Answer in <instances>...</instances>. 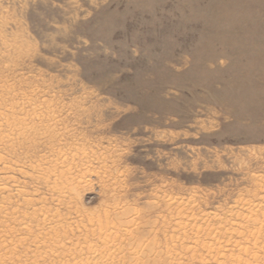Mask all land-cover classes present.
<instances>
[{
    "label": "rangeland",
    "instance_id": "374dc122",
    "mask_svg": "<svg viewBox=\"0 0 264 264\" xmlns=\"http://www.w3.org/2000/svg\"><path fill=\"white\" fill-rule=\"evenodd\" d=\"M0 115L1 264H264V0H0Z\"/></svg>",
    "mask_w": 264,
    "mask_h": 264
},
{
    "label": "bare ground",
    "instance_id": "6f19581e",
    "mask_svg": "<svg viewBox=\"0 0 264 264\" xmlns=\"http://www.w3.org/2000/svg\"><path fill=\"white\" fill-rule=\"evenodd\" d=\"M11 107H12V106H11ZM3 115H5V114H3ZM0 117L2 118L3 116L0 115ZM5 117H6V115H5ZM2 120H3V119H1V121H2ZM4 121H7V119L4 120ZM4 121H3V122H4ZM5 123H6V122H5ZM2 124H3V123H2ZM4 138H5V137H4ZM0 140H1V139H0ZM0 142L2 143L3 141L1 140ZM60 156H61V155H60ZM61 157H62V156H61ZM0 158H1V157H0ZM58 158H59V157H58ZM62 158H64V157H62ZM57 160H60V159H57ZM57 160H56V162H57ZM1 161H2V160H1ZM1 161H0V163H2ZM64 161H65V159H64ZM5 162H6V161H5ZM7 163H8V162H7ZM2 164H5V163H2ZM2 164H1V166H2ZM13 165H14V164H13ZM5 166H6V164L3 165V167L6 168V170H5V169H4V170H5V171H7V170L9 171V168L7 169V167H9V165H8L7 167H5ZM61 167H62V166H61ZM0 168H1V172H2V167H0ZM32 168H33V167H32ZM12 169H13V167H12ZM5 171H4V172H5ZM19 171H20V170H19ZM9 172H10V171H9ZM12 172H13V170H12ZM5 173H6V172H5ZM23 173H24V172H23ZM45 173H47V172H45ZM2 174H4V173H2ZM8 178H9V177H7L6 179H8ZM1 179H2V178H1ZM9 179H11V178H9ZM3 180H4V179H3ZM8 181H9V180H8ZM0 184H1V183H0ZM261 187L264 188V185L261 186ZM3 188H4V187H3ZM263 190H264V189H263ZM263 190H262V191H263ZM3 191H4V190H3ZM1 193H2V192H1ZM1 196H2V195H1ZM64 196H66V195H64ZM64 196H63V197H64ZM1 198H2V197H1ZM59 199H60V198H59ZM241 199H242V198H241ZM60 200H61V199H60ZM60 200H58V202H59ZM63 200H64V199H63ZM239 200H240V198H239ZM239 200H238V201H239ZM263 200H264V199H263ZM26 201H27V200H26ZM26 201H25V202H26ZM240 201H241V200H240ZM31 202H32V201H31ZM31 202H30V203H31ZM249 202H250V201H249ZM249 202H247V203H249ZM190 203L192 204V202H190ZM235 204H236V203H235ZM241 204H242V203H241ZM26 205H27V204H26ZM170 205H172V204L170 203ZM182 205H183V204H182ZM182 205H180V206H182ZM187 205H188V204H187ZM187 205H184L183 207L185 208V206H187ZM252 205H253V204H252ZM254 205H255V204H254ZM27 206H28V205H27ZM30 206H31V207L34 206L33 202H32V205H30ZM35 206H36V205H35ZM237 206H238V205H237ZM243 206L245 207V206H247V204L244 203ZM187 207H188V206H187ZM240 207H241V206H240ZM240 207H239V208H240ZM254 207H255V206H254ZM254 207H253V208H254ZM34 208H35V207H33V209H34ZM236 208H237V207H236ZM239 208H238V209H239ZM245 208H246V207H245ZM255 208H256V207H255ZM0 209H1V208H0ZM39 209H40V208H39ZM43 209H44V208H43ZM230 209H231V208H230ZM234 209H235V208H234ZM240 209H241L240 211L243 210V208H240ZM256 209L258 210L259 207L256 208ZM256 209H254V210H256ZM260 209H261V208H260ZM260 209H259V210H260ZM2 210H3V209H2ZM2 210H0V211H2ZM40 210H42V209H40ZM181 210H183V208H182ZM259 210H258V211H259ZM16 211H17V210H16ZM31 211H32V210H31ZM33 211H34V210H33ZM36 211H37V208H36L35 212H36ZM44 211H45V209H44ZM236 211H237V210H236ZM240 211H239V212H240ZM244 211H245V210H244ZM244 211H243V212H244ZM247 211L250 212V209H248ZM40 212H41V211H39L38 214H41ZM42 212H43V211H42ZM45 212H46V211H45ZM47 212H48V211H47ZM47 212H46V213H47ZM183 212H184V210H183ZM228 212H229V211H228ZM230 212H232V214H233V211H232V210H231ZM243 212H242V213H243ZM33 213H34V212H33ZM49 213H50V212H49ZM236 213H237V212H236ZM254 213H255V212H254ZM254 213L251 212L250 214H253V215H254ZM257 213H258V212H257ZM15 214H16V213H15ZM28 214H29V213H27L26 216H28ZM38 214H37V215H38ZM44 214H45V213H44ZM44 214H43V215H44ZM56 214H57V213H56ZM105 214H106V213L103 214V215H104L103 217L106 219L105 216H107L108 213H107L106 215H105ZM232 214H231V215H232ZM237 214H238V213H237ZM237 214H236V215H237ZM239 214H240V213H239ZM244 214H245V213H244ZM250 214H249V215H250ZM22 215H23V214H22ZM30 215L32 216V212H31ZM34 215L37 216L36 214H34ZM34 215H33V216H34ZM53 215H54V214H53ZM108 215H109V214H108ZM178 215H179V212H178ZM229 215H230V214H228L227 217H228ZM231 215H230V217H231ZM19 216H21V213H20ZM26 216H25V217H26ZM33 216H32V217L29 216V217H30V218H34ZM180 216H181V214L179 215V217H180ZM202 216H203V215H202ZM212 216H213V214H212L211 216H209V218H210V217L212 218ZM237 216H238V215H237ZM241 216H242V219H243V215H241ZM255 216H256V215H255ZM255 216H253V217L255 218ZM41 217H42V216H41ZM95 217H96V216H95ZM103 217H102V219L105 220ZM136 217H137V216H136ZM193 217H194V216H193ZM193 217H192V218H193ZM213 217H215V216H213ZM256 217H257V216H256ZM260 217H261V216H260ZM19 218H20V217H19ZM27 218H28V217H27ZM30 218H29V219H30ZM51 218H52V216H51ZM51 218H50V219H51ZM91 218H94V216L91 217ZM133 218H134V217H133ZM189 218H190V217H189ZM204 218H205V217H204ZM206 218H208V217H206ZM206 218H205L204 220H207ZM209 218H208V219H209ZM217 218H218V217H217ZM237 218L240 220L241 217H240V218L237 217ZM41 219H42V218H41ZM43 219H44V217H43ZM46 219H47V217H46ZM46 219H45V223H46L47 225L50 224V223H52V221L49 222V220H48L49 223H47V222H46ZM48 219H49V217H48ZM52 219H53V218H52ZM126 219H127V218H126ZM131 219H132V218H131ZM180 219H181V218H180ZM194 219H195V217H194ZM212 219H214V218H212ZM215 219H216V218H215ZM224 219H225V218H224ZM232 219L234 220L235 218L233 217ZM244 219H245V218H244ZM25 220H26V219H25ZM36 220H37V219H36ZM38 220H39V217H38ZM53 220H54V219H53ZM95 220H96V219H95ZM99 220H100V219H99ZM107 220H108V219H107ZM136 220H137V218H136ZM181 220H182V219H181ZM189 220H190V219H189ZM189 220H188V221H189ZM198 220H199V219H198ZM198 220H197V221H198ZM201 220H202V218H201ZM210 220H211V219H209V221H210ZM216 220H217V219H216ZM220 220H221V219H220ZM227 220H228V218H227ZM245 220H246V219H245ZM245 220H244V221H245ZM247 220H248V219H247ZM256 220H257V219H256ZM258 220H260V219H258ZM29 221H30V220H29ZM29 221L27 222V220H26V222H27V223H26V226H27V227H28L27 224L30 223ZM33 221H34V222H37V221H35V220H33ZM41 221H44V220H41ZM87 221H88V220H87ZM93 221H94V220H93ZM108 221H109V220H108ZM178 221H179V219H178ZM182 221H183V220H182ZM194 221H195V220H194ZM207 221H208V220H207ZM217 221H219V220H217ZM225 221H226V220H225ZM228 221H229V220H228ZM237 221H238V220H237ZM250 221H251V220H250ZM21 222H24V223H25L24 220L21 221ZM39 222H40V220H39L37 223H39ZM82 222H83V221H82ZM129 222H130V221H129ZM175 222H177V221L175 220ZM203 222H204V221H201V223H203ZM226 222H227V221H226ZM240 222H241V221H239V222H237V223H240ZM261 222H262V221H261ZM261 222H260V225H262ZM24 223H23V224H24ZM37 223H36V224H37ZM42 223H43V222H42ZM42 223H41V224H42ZM95 223H96V222H95ZM102 223H103V222H102ZM104 223H106V222L104 221ZM104 223H103V224H104ZM109 223H110V222H109ZM109 223H108V225H110ZM117 223H118L117 225H118V228H119L121 225H119V221H118ZM133 223L136 224V225H135V228H136V227H137V223H136V222H133ZM196 223H197V222H196ZM219 223H220V221H219ZM224 223H225V222H224ZM224 223H222V224H224ZM229 223H231V222H229ZM229 223H227L228 226H231V225H229ZM233 223H234V222H233ZM235 223H236V222H235ZM237 223H236V226H237ZM242 223H243V222H242ZM247 223H249V222H247ZM252 223H253V222H252ZM262 223H263V222H262ZM23 224H22L21 227H23ZM30 224H31V223H30ZM52 224H53V223H52ZM52 224H51V225H52ZM113 224H114V223H113ZM122 224H124V222H122ZM186 224H187V223H186ZM227 224H226V226H227ZM244 224H245V222H244ZM249 224H250V223H249ZM249 224H248V225H249ZM37 225H38V224H37ZM37 225H36V227H37V229H38V227H40V226H37ZM59 225H60V224H59ZM80 225H81V224H80ZM80 225H78V226H80ZM90 225H92V222H91ZM90 225H89V226H90ZM96 225H97V223H96ZM96 225L94 224L93 226H96ZM104 225H105V224H104ZM117 225H116V226H117ZM125 225H126V224H125ZM125 225L123 226L124 228L126 227ZM198 225H200V224H198ZM209 225H210V224H209ZM220 225H221V223H220ZM240 225H241V224H240ZM242 225H243V224H242ZM253 225H254V224H253ZM253 225H250V227L252 226V228H253ZM45 226H46V225H45ZM114 226H115V224H114ZM116 226H115V228H116ZM127 226H128V225H127ZM182 226H183V227H182ZM186 226H187V225H186ZM186 226L183 225L182 223H177V227H176V228H177V230L179 229V230H182V231H183L184 229H186ZM201 226H202V225H201ZM207 226H208V225H207ZM218 226H219V225H218ZM223 226H225V224H224ZM226 226H225V227H226ZM233 226H235V225H232V227H233ZM246 226H247V225H246ZM246 226H245V227H246ZM256 226H257V225H256ZM27 227H26V229H27ZM42 227H43V225L41 226V228H42ZM47 227H49V226H47ZM83 227H84V226H83ZM97 227H98V225L96 226V228H97ZM101 227H103V226H100L99 228H101ZM104 227H105V226H104ZM106 227H107V226H106ZM202 227H203V226H202ZM209 227H210V226H209ZM211 227L214 228V225L211 226ZM211 227H210V228H211ZM225 227H224V229H226L225 232L229 235V237H232V236H234V235L237 234V233H235V231H236L235 228H236V227H235V228L233 227L234 229H231L230 227H229V229H227V228H225ZM238 227H239V226H238ZM241 227H242V226H241ZM245 227H244V228H245ZM262 227L264 228V226H262ZM262 227H261V228H262ZM28 228H29L28 231L30 232V228H32V227H28ZM49 228H50V227H49ZM56 228H58V225L56 226ZM56 228H55V230H56ZM80 228H81V227H80ZM87 228H88V227H87ZM93 228H94V227H93ZM118 228H116V229H118ZM126 228H127V227H126ZM190 228H191V229H189V230H191V231L193 232L192 234H194L195 237L199 236V234H200V232H201V227H200V228H199L198 226L195 227V225H194V226H191ZM203 228H204V227H203ZM206 228H207V227H206ZM206 228H204V229H206ZM213 228H212V229H213ZM217 228H219V227H217ZM258 228H259V227H258ZM261 228H260V229H261ZM23 229H24V228H23ZM37 229H36V230H37ZM45 229H46V228H45ZM47 229H48V228H47ZM60 229H61V228H60ZM60 229L58 228V231H59ZM89 229H92V227L89 228ZM94 229H95V228H94ZM236 229H237V228H236ZM240 229H241V228H240ZM246 229H247V228H246ZM249 229H250V228H249ZM21 230H22V228H21ZM38 230H40V229H38ZM38 230H37V231H38ZM41 230H43V229H41ZM79 230H80V229H79ZM81 230H82V228H81ZM86 230H87V229H86ZM100 230H101V233H102V232H103V231H102V228L99 229V231H100ZM177 230H175V231H177ZM179 230H178V231H179ZM209 230H210V229H209ZM214 230H215V229H214ZM214 230H213V231H214ZM216 230H217V229H216ZM220 230H222V228H221ZM220 230H219V233H218V232H211V235H212V234H213V236L215 235V236L212 238V242H211L212 245H210L211 247H207V246H205V248H206V252L209 253V255L206 253V254L209 256V261H210L211 263H214V264H225V262H224V258H225V257H224V256H222V259H221V260H220L219 258H216V257H215L216 259H214V258L212 259L211 257H213L214 255L211 256V254H210V253H213V247L216 246V245L218 244V240H219L218 238H219V236H220V234H221V233H220ZM238 230H239V229H238ZM247 230H248V229H247ZM250 230H251V229H250ZM253 230H254V229H253ZM261 230H262V229H261ZM261 230H260V232H261V234H262V231H261ZM56 231H57V230H56ZM56 231H55V233H56ZM93 231H94V230H92V235L95 233V232L93 233ZM104 231H105V228H104ZM115 231H116V230H115ZM117 231H118L117 233H119V232L122 233V230L119 231V229H118ZM128 231H129V228H128ZM132 231L134 232V228H133V227H132ZM187 231H188V230H187ZM223 231H224V230H223ZM239 231H240V230H239ZM239 231H236V232L239 233ZM254 231H255V230H254ZM254 231H253V234H254ZM258 231H259V230H258ZM38 232H39V231H38ZM38 232H37V233H38ZM41 232H42V231H41ZM46 232H47V231H46ZM46 232H44V235L46 234ZM61 232H63V231L61 230ZM65 232H66V231H65ZM78 232H79V231H78ZM123 232H125V229L123 230ZM133 232H132V233H133ZM179 232H180V231H179ZM242 232H243V230L241 231V234L244 233V232H243V233H242ZM263 232H264V231H263ZM9 233H11V232H9ZM21 233H24V231H23V232L21 231ZM58 233H59V232H58ZM103 233H106V235L102 238L103 241L101 240L102 244L104 245V248H102L103 250H100V251H102V252L98 253V250H97L98 248L96 249L97 252H96V250H93L92 248H90V249H89V250L91 251V252L89 253V256H90L89 259H90V260L87 259L88 261H84L85 263H83V261L81 260V259H82V257H81L80 260H81L82 263H80V262H79V259L75 258V259L78 260V262H79L80 264H115L116 262H118L117 260L114 261V260L116 259L114 256H115V253H117V254L120 253V249L117 248V247L115 248V246H113V245H115V244H113L112 246H108V245H110V240H113V239L110 237L111 233H110V235H109V233L107 234V230H106L105 232H103ZM181 233H182V232H181ZM188 233H189V232H188ZM202 233H203V232H202ZM202 233H201V235H203ZM206 233H207V232H206ZM233 233H235V234H233ZM256 233H257V232H256ZM6 234H8V231H7ZM47 234H48V232H47ZM65 234H66V233H65ZM71 234H72V233H71ZM97 234H98V233H97ZM134 234H135V233H134ZM134 234H133V235H134ZM179 234H180V233H179ZM183 234H186V233L183 232ZM223 234H224V233H223ZM239 234H240V233H239ZM239 234H238V235H239ZM48 235L50 236V234H48ZM52 235H53V234H52ZM56 235H57V233L55 234V236H56ZM60 235H62V234L60 233ZM83 235H84V234H83ZM117 235H118V234H117ZM230 235H231V236H230ZM238 235H237V236H238ZM243 235H244V234H243ZM46 236H47V235H46ZM55 236H54V239H56ZM88 236H89V235H88ZM88 236H87V237H88ZM119 236H120V234H119ZM122 236H125V233H124V235H122ZM126 236H127V235H126ZM128 236H129V235H128ZM177 236H178V235H177ZM182 236H183V235H182ZM246 236H247V234H246ZM246 236H245V237H246ZM253 236L255 237V235H253ZM256 236H257V234H256ZM35 237H36V236H35ZM35 237H34V239H35ZM38 237H40V236H38ZM83 237H84V236H83ZM87 237L85 236L84 238L87 239ZM89 237H90V236H89ZM92 237H96V234H95L94 236H92ZM116 237H117V236H116ZM129 237H130V236H129ZM134 237H135V236H134ZM184 237H185V236H184ZM186 237H187V236H186ZM193 237H194V236H193ZM199 237H200V236H199ZM199 237H198V238H199ZM201 237H202V236H201ZM225 237H226V236H225ZM242 237H243V236H242ZM245 237H243V238H245ZM57 238H59V237L57 236ZM62 238H63V237H62ZM65 238H68V237H65ZM65 238H64V239H65ZM99 238H100V237H99ZM110 238H111V239H110ZM113 238H114V237H113ZM190 238H191V237H189V240H190ZM198 238H197V239H198ZM232 238H233V237H232ZM237 238H238V237H237ZM237 238H236V239H237ZM256 238H257V237H256ZM261 238H262V237H261ZM19 239H21V238H19ZM37 239L39 240V238H37ZM123 239H124V238H123ZM125 239H127V238H125ZM131 239H133V238L131 237ZM134 239H135V238H134ZM176 239H177V238H176ZM182 239H183V238H182ZM186 239H187V238H186ZM195 239H196V238H195ZM225 239H226V238H225ZM228 239H229V238H228ZM234 239H235V237H234ZM251 239H252V238H251ZM251 239H250V241H251ZM4 240H5V239H4ZM21 240H23V239H21ZM35 240H36V239H35ZM40 240H41V238H40ZM83 240H84V239H83ZM89 240H90V239H89ZM93 240H94V239H93ZM98 240H100V239H98ZM121 240H122V239H121ZM135 240H136V239H135ZM178 240H180V238H179ZM187 240H188V239H187ZM187 240H186V241H187ZM229 240H230V239H229ZM255 240H256L257 242L259 241L260 243L263 242V241H260V240H257V239H255ZM262 240H263V239H262ZM27 241H28V240H27ZM87 241H88V240H87ZM87 241H83V242H87ZM90 241L92 242V240H90ZM196 241H198V240H196ZM200 241H201V238H200ZM224 241H225V240H224ZM230 241H233V239L230 240ZM234 241H236V240H234ZM17 242H20V241L17 240ZM23 242H25V241H23ZM23 242H20V243H19V246H20ZM35 242H39V241H35ZM83 242H80V243H83ZM94 242H95V240H94ZM129 242H130V241H129ZM209 242H210V241H209ZM209 242H208V243H209ZM226 242L228 243V240H227V239H226ZM246 242H247V241H246ZM246 242H244V243H246ZM259 242H258V244H260ZM12 243H13V242H12ZM40 243H41V242H40ZM40 243H39V244H40ZM88 243H89V242H88ZM134 243H135V242H134ZM138 243H139V242H138ZM183 243H184V242H183ZM189 243H190V242H189ZM219 243H220V241H219ZM229 243H230V242H229ZM234 243H236V242H234ZM247 243H248V242H247ZM247 243H246V244H247ZM25 244L28 245V243H25ZM36 244H37V243H36ZM83 244H84V243H83ZM83 244H79V245H82V246H83ZM132 244H133V243H132ZM136 244H137V243H136ZM145 244H146V242H145ZM147 244H148V243H147ZM147 244H146V246H147ZM190 244H191V243H190ZM192 244H193V242H192ZM197 244H198V243H197ZM237 244H238V242H237ZM242 244H243V243H242ZM249 244H250V243H249ZM255 244H257V243H255ZM255 244L253 243L254 246H255ZM17 245H18V243H17ZM100 245H101V244H100ZM118 245H119V244H118ZM118 245H116V246H118ZM187 245H188V244H187ZM194 245H195V244H194ZM218 245H219V244H218ZM221 245H224V244H221ZM251 245H252V244H251ZM22 246H23V245H22ZM76 246H77V244H76ZM82 246H80V247H82ZM86 246H87V245H86ZM119 246H120V245H119ZM151 246H153V245H151ZM151 246H149V247H151ZM190 246H191V245H190ZM199 246H200V245H199ZM259 246L261 247V245H259ZM259 246H258V248H259ZM17 247H18V246H17ZM78 247H79V246H78ZM87 247H88V246H87ZM95 247H96V244H95L94 248H95ZM101 247H103V246L101 245ZM147 247H148V246H147ZM149 247H148V248H149ZM191 247H192V246H191ZM222 247H223V246H222ZM226 247H227V246H226ZM229 247H231V246H229ZM245 247H246V246H245ZM255 247H256V246H255ZM255 247H254V249H255ZM15 248H16V247H15ZM15 248H14L13 250H15ZM125 248H126V247H124V249H123L124 252L127 251V250L125 251ZM132 248H134V247H132ZM148 248H146L145 251H147ZM185 248H186V247H185ZM185 248H183V249H185ZM192 248H193V247H192ZM195 248H196V246H195ZM195 248H194V250H195ZM220 248H221V247H220ZM224 248H225V247H224ZM238 248H240V247H238ZM261 248H262V247H261ZM186 249H187V248H186ZM221 249H222V248H221ZM256 249H257V247H256ZM256 249H255V250H256ZM262 249H263V248H262ZM49 250L51 251V249H49ZM64 250H65V249H64ZM79 250H81V249H79ZM86 250H87V249H86ZM89 250H88V251H89ZM132 250H133V249H132ZM134 250L136 251V248H134ZM140 250H141V249H140ZM148 250H149V249H148ZM194 250H192V251H193V257H194V254H196V252H197V251H194ZM214 250H215V249H214ZM224 250H225V249H224ZM257 250H259V249H257ZM65 251H66V250H65ZM129 251H130V250H129ZM142 251H144V250H142ZM142 251H141V253H139V255L142 254ZM185 251H186V250H185ZM187 251H188V250H187ZM204 251H205V250H204ZM260 251H261V250H259V252H260ZM84 252H85V251H84ZM84 252H83V254H84ZM131 252H134V251H131ZM150 252H152V251H150ZM189 252H190V251H189ZM194 252H195V253H194ZM218 252H220V251H217V253H218ZM239 252H243L244 255H246V254L249 255V254H250V257H249V256H248V257L250 258V261H251V262L246 263V264H257V263H258V258L261 257V256H260V257H257V256H256V251H253L254 253H253V252L250 253L251 250H250V252H247V250H246L245 248H240V249H239ZM50 253H51V252H50ZM72 253H73V252H72ZM79 253H81V252H79ZM97 253H98V254H97ZM137 253H138V251L136 252V254H137ZM221 253H222V252H221ZM261 253H264V252H261ZM81 254H82V253H81ZM81 254H80V255H81ZM120 254H121V253H120ZM134 254H135V252L133 253V255H134ZM136 254H135V255H136ZM147 254H150V253H147ZM187 254H188V253H187ZM206 254H205V255H206ZM240 254H241V253H240ZM11 255H12V253H11ZM13 255H14V254H13ZM47 255H48V253H47ZM49 255H50V254H49ZM76 255H77V252H76ZM76 255H75V256H76ZM133 255H132V257H133ZM139 255H138V256H139ZM142 255H143V254H142ZM142 255L140 256V258L143 257V258L145 259V256H142ZM257 255H258V254H257ZM73 256H74V255H73ZM83 256H84V255H83ZM116 256H117V255H116ZM119 256H120V255H119ZM119 256H118V258H119ZM136 256H137V255H136ZM136 256H134L133 258L135 259ZM138 256L136 257L137 260H139V259H138V258H139ZM191 256H192V255H191ZM195 256H196V255H195ZM218 256H219V255H218ZM218 256H217V257H218ZM227 256H228V255H227ZM231 256H232V255H231ZM120 257H121V256H120ZM125 257H126V256H125ZM223 257H224V258H223ZM239 257H240V256H239ZM239 257H237V260H236L235 262H232V264H233V263H235V264H242V263H244V262H243L244 260H242V262H241V260H240ZM246 257H247V256H246ZM263 257H264V256H263ZM10 258H11V257H10ZM10 258H9V259H10ZM78 258H79V257H78ZM118 258H117V259H118ZM127 258H128V256H127ZM203 258H204V257H203ZM234 258H236L235 255H234ZM238 258H239V259H238ZM2 259H4L3 256H2ZM2 259H1V260H2ZM72 259L74 260V258L71 257V260H72ZM121 259H123V258H121ZM134 259H133V260H134ZM194 259H195V257H194ZM207 259H208V258H207ZM230 259H231V258H230ZM262 259H263V258H262ZM4 260H5V259H4ZM66 260H67V259H66ZM68 260H69V259H68ZM77 260H76V261H77ZM85 260H86V258H85ZM125 260H126V259H124V260L121 261V260L119 259V263H118V264H121L120 261L123 262V261H125ZM127 260H128V259H127ZM129 260H130V259H129ZM205 260H206V259H205ZM211 260H213V262H212ZM247 260H248V259H247ZM2 261H3V260H2ZM76 261H75V262H76ZM139 261H140V260H139ZM200 261H201V260H200ZM225 261H226V260H225ZM228 261H229V260H228ZM231 261H232V260H231ZM263 261H264V260H263ZM70 262H71V261H70ZM75 262H74V264H75ZM129 262H130V261H129ZM141 262H143L142 259H141ZM141 262H140V263H141ZM36 263H37V262H36ZM134 263H136V262L134 261ZM138 263H139V262H138ZM138 263H137V264H138ZM227 263H228V264H231L230 262H227ZM0 264H1V263H0ZM12 264H13V263H12ZM17 264H18V263H17ZM34 264H35V262H34ZM37 264H38V263H37ZM60 264H62V261H61ZM76 264H77V262H76ZM126 264H128V263H126ZM201 264H203L202 261H201ZM209 264H210V263H209ZM258 264H260V263H258Z\"/></svg>",
    "mask_w": 264,
    "mask_h": 264
}]
</instances>
